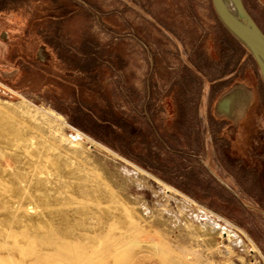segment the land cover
Masks as SVG:
<instances>
[{"label": "rangeland", "instance_id": "rangeland-1", "mask_svg": "<svg viewBox=\"0 0 264 264\" xmlns=\"http://www.w3.org/2000/svg\"><path fill=\"white\" fill-rule=\"evenodd\" d=\"M71 1L78 3L79 9L91 10L96 19L88 22L79 14L64 19L65 33L60 36L61 40L64 43L74 42L79 39L82 30L91 26L102 46L126 53L130 65L124 73L113 72L109 79L117 85L123 83L124 88H119L116 93L117 108L131 116L134 114L140 119V126L145 129L147 126L145 127L143 120H147V116L142 111L149 104L151 112L155 111L156 120L159 123L162 121L163 114L158 107L165 103L164 97L169 91L177 93L173 88L184 79L188 68L194 72L187 66L192 65L191 57L200 56L199 47L204 48L203 56L217 58L220 56L221 40H229L221 31L211 0H0V116L16 122L21 121L22 126L26 127V124L36 122V117L31 121L30 112L34 115L50 108L63 115L71 126L79 130L70 122L68 116L56 109L55 103L45 92L38 88L39 82L18 81L21 67L19 54L22 49L20 43L13 39L20 36L26 41L31 40L33 32L42 23L46 25L52 14H59L70 8ZM244 1L247 10L264 31V0ZM101 13L109 14V21L114 25L111 30L122 33L125 38L110 34V31L102 28L98 23ZM158 20L167 22L174 33L162 29ZM133 29L137 30L140 44L131 42L126 37L127 32ZM228 42L234 45L232 41ZM233 45L234 49H238L237 45ZM36 55L39 61L48 58V62L51 60V52L43 45L38 47ZM249 56L247 51L237 54L229 73L219 80V70L214 68L212 72L204 66V72L200 73L203 78L197 75L200 80L185 90L187 100L188 95H196L194 100L197 101L194 103L200 111L210 109L213 118L220 115L217 118L223 120L225 128L220 130L219 135L224 134L230 144L237 143L235 148L238 153L247 158L249 148L258 145L255 137L259 131L261 133L258 136L264 141V86L258 68ZM245 70L251 72V80L247 82L242 76ZM232 78H235L234 81L229 83L228 80ZM131 87L138 92V96H134L132 91L129 92ZM177 87L180 88L179 84ZM178 88L176 89L179 90ZM147 89L152 93L149 100L144 93ZM223 99L226 114L217 111L219 101ZM148 114L153 122L150 128L154 131V152L166 159V146L162 143L165 129L162 124L156 126L153 116L150 112ZM214 127L215 136L211 131L205 132V151L199 165L235 198V201H230L216 189L215 184L212 185L214 195L218 192L221 194L215 196L219 210L209 206L211 199L198 201L171 185L190 198L189 200L167 190L157 181L135 174L133 167L127 162L91 149V173L100 180H104V176L105 179L109 177L122 209L125 212L127 209L133 210L137 218L143 220L141 225L128 214L123 215L120 237L124 245L120 264H250L255 256L254 246L264 257V183L261 181L260 184L250 170L244 173L232 166L231 162L222 161L225 159L222 148L224 143L216 144L218 125L214 124ZM65 134L67 137H76L69 128L65 130ZM244 136H249V140H244ZM210 137L214 138L219 151L214 145L212 148L211 143L207 147ZM95 141L169 184L163 179L170 178L169 170H161L160 163L144 162L142 159L145 156L141 153L127 158L104 140ZM36 205L33 202L31 206L35 208ZM200 207L213 213L208 214L210 220L217 221L236 236L225 241L227 250H214L205 242L204 233L209 231V218L200 212ZM216 215L223 220L219 221ZM214 238L217 239L216 242L220 241L217 234L213 235ZM255 258L257 260L258 257Z\"/></svg>", "mask_w": 264, "mask_h": 264}, {"label": "bare ground", "instance_id": "bare-ground-1", "mask_svg": "<svg viewBox=\"0 0 264 264\" xmlns=\"http://www.w3.org/2000/svg\"><path fill=\"white\" fill-rule=\"evenodd\" d=\"M220 108H225V102ZM31 113V121L36 117V122L26 127L0 116V264H120L123 215L141 225L143 220L133 210L122 209L109 177L100 180L91 173L92 148L127 162L135 174L190 200L75 129L56 111L48 108ZM67 128L76 137H67ZM200 208L209 218L205 242L214 250H227L225 241L236 236L210 220L211 211ZM253 250L258 251L255 246Z\"/></svg>", "mask_w": 264, "mask_h": 264}, {"label": "trees", "instance_id": "trees-1", "mask_svg": "<svg viewBox=\"0 0 264 264\" xmlns=\"http://www.w3.org/2000/svg\"><path fill=\"white\" fill-rule=\"evenodd\" d=\"M71 2L70 8L62 10L59 14H52L46 25L42 23L33 32L31 40L26 41L20 36L13 37L15 42L18 41L20 43L22 49L19 54L21 67L18 81L39 82L38 88L43 90L50 100L55 103L56 109L68 116L70 122L76 128L93 139L104 140L127 158H130V155L141 153L145 156L142 159L144 162L152 163L156 161L160 163V169L169 170L170 175V178L163 177V179L192 198L198 201L211 199L209 206L219 210L216 206L217 200H215V196L221 194L218 192L217 195H214V190L211 188L215 184L217 190H220L226 198L233 201L235 198L230 196L212 175L201 168L197 169L193 164L187 165V163L180 160L178 155L168 154L166 159L169 160L166 161L168 162L166 164V159L161 158V154L154 152L153 129L150 127L145 129L138 126L136 119L126 118L115 110L112 102V91L104 85L103 51L98 49L95 37L90 35L87 30H84L79 39L74 42L64 43L61 40L60 36L65 33L64 19L73 18L77 14L83 16L88 22L95 18L91 10L79 9L77 8L79 6L78 3ZM98 23L101 24V19L98 20ZM158 23L162 28L174 33L167 22L158 20ZM219 26L221 31L227 35V39H229L225 42L221 40L220 56L217 58L203 56L204 48L200 46V56L190 58L192 66L199 73L204 72V66H207L212 72L214 68L219 70L220 76L217 78L218 80L229 73V69L236 60L237 54L247 51L234 40L220 22ZM228 41H232L234 45L232 43L229 44ZM40 45L47 47L51 52V60L48 64L37 60L36 54ZM232 45H237L238 49H234ZM233 50H235L234 54H232ZM114 57V53L109 54V59ZM115 58L113 65L121 68L120 60L118 57ZM249 59L253 61L256 67L251 56H249ZM194 76L193 72L188 68L184 79L174 86L173 90L177 93H171L177 106H187L188 103L192 102L191 97L188 100L186 99L185 90L191 84L194 85L200 80ZM242 76L245 82L251 80L249 78L251 77L249 70L243 71ZM234 79L232 78L228 82L232 83ZM178 84L180 88L177 87ZM209 117L212 122H216L211 114ZM260 133L261 131L255 137L258 140V145H252L248 150L249 158L235 152L232 153L230 151V141L224 136L220 135L219 139H215L216 143H224L222 146L225 155V159H222L224 163L227 160L231 162L232 166H236L237 169L244 173L250 170L255 179L259 180L261 184V181L264 183V180H262V177L264 179V172H262V169H264V151H262L264 141L262 137H259ZM225 166L227 165L225 164ZM227 168L229 167L227 166Z\"/></svg>", "mask_w": 264, "mask_h": 264}, {"label": "crops", "instance_id": "crops-1", "mask_svg": "<svg viewBox=\"0 0 264 264\" xmlns=\"http://www.w3.org/2000/svg\"><path fill=\"white\" fill-rule=\"evenodd\" d=\"M109 20H110L109 14L101 13V22H102L101 26H102V28L106 31H110L111 32L110 34L116 35L117 37L125 38V37H122L123 36V35H121L122 33H120V32L115 33L114 31L111 30V29H113L114 25ZM162 29H164V28H162ZM84 30H87L90 35L95 37L96 42L98 44V49L103 51L102 67L104 70V85L107 86L108 88H110V90L112 91V94H113L112 102H113V106H114L115 110L118 111L122 116H124L126 118L136 119L137 125L140 126L141 122H140V119L138 117L134 116V114H133V116H131L129 113H126L125 111L119 110L116 106V93H117V90L119 88L120 89L124 88V87H122L123 83H120L119 85H117L115 83H112L109 79L110 76L113 74V72H123L124 73L126 71V68L130 65L129 58L126 56V53H124V52L116 51L114 49H110L109 46H105V47L102 46L99 43L97 37L93 34L91 26L86 27ZM84 30H82V31H84ZM123 30H121V32H123ZM164 30H166V29H164ZM136 31L137 30H135V29L129 30V32H127L128 34L126 35V37L131 42H135V43L140 44L139 38H138V33ZM110 53H114L115 57H118V59L120 60V62L122 64L121 68H117L113 65V62L116 60V58L114 57L112 59H109ZM37 59H38V57H37ZM48 60H49V58H48ZM48 60L44 59V61L40 60V62H42L44 64H48L49 63ZM187 67H191L193 69V71H194L193 74L196 77H198L197 75L202 77V75L192 65L189 64ZM19 70H20V68H19ZM130 91L133 92L134 96H138V92H136V90H134L133 87L129 88V92ZM144 93L147 96V99L149 100L152 93L148 89ZM187 97L193 98L192 102L188 103L187 106H185V105L184 106H177L173 101V95H172L171 91H169L166 94V96L164 97L165 103H163L161 106L158 107V110H160V112H162V114H163L162 121L159 123L156 120L155 113H154L155 111L153 113L151 112L149 104L146 107L147 109L142 111L143 112L142 114L147 116V120L144 119L143 121L146 123L145 127L146 126L151 127L150 124L153 125V122L151 121L149 114H148L150 112V114L153 116V120H154V123L156 124V126H158V125L162 126L163 125V127L165 129V133H164V137H163L164 139H163L162 143L166 146L165 147V153H164V155L166 157L168 156V154L178 155L180 160L182 162L187 163V165L193 164V166L197 167V169L198 168L203 169V167L199 165V162L202 161L200 159L203 158L204 151H205V148H204L205 132L207 130L208 133H210V131H211L214 134V128H215L214 124H217L218 127L216 128V132L218 133V135H217V138H218V137H220V135H219L220 129L224 130L225 125L222 122L223 120L221 121L220 118H217V117H220V115L214 118L216 121L215 123L212 122L211 120H209V115L211 113L210 109L209 110L204 109L201 111L199 110L197 104L195 105V103H194L195 101H197V100H194V97H196V95L190 94ZM224 102H225L224 99L222 101H219L217 111L220 114H226L225 108L224 109L220 108V105ZM148 103H149V101H148ZM146 121H148V122H146ZM214 136H215V134H214ZM222 136H224V134ZM213 137L212 138L210 137V142L207 143V147H209L210 146L209 143H211L212 148H213V145L215 148L216 145H215ZM193 138H194V141H192ZM243 138H244V140H247V139L249 140L250 137L244 136ZM238 139L239 138H237V140ZM236 145H237V143H231L230 144V151L232 153L235 152V153L239 154L238 149L235 148ZM216 147L219 151V147L218 146H216ZM245 150H247V148ZM189 169H190V167H189ZM209 171L215 177H217L211 170H209ZM218 181H221V180L219 179Z\"/></svg>", "mask_w": 264, "mask_h": 264}, {"label": "water", "instance_id": "water-1", "mask_svg": "<svg viewBox=\"0 0 264 264\" xmlns=\"http://www.w3.org/2000/svg\"><path fill=\"white\" fill-rule=\"evenodd\" d=\"M211 3L223 28L255 61L264 86V31L251 16L243 0H211Z\"/></svg>", "mask_w": 264, "mask_h": 264}, {"label": "built area", "instance_id": "built-area-1", "mask_svg": "<svg viewBox=\"0 0 264 264\" xmlns=\"http://www.w3.org/2000/svg\"><path fill=\"white\" fill-rule=\"evenodd\" d=\"M144 47L146 48L145 45H144ZM254 253H255V256L258 257V258L256 260V258L254 256L253 261L250 264H260L261 262L264 263V257H262L260 250L259 251H254Z\"/></svg>", "mask_w": 264, "mask_h": 264}, {"label": "flooded vegetation", "instance_id": "flooded-vegetation-1", "mask_svg": "<svg viewBox=\"0 0 264 264\" xmlns=\"http://www.w3.org/2000/svg\"><path fill=\"white\" fill-rule=\"evenodd\" d=\"M258 1V0H257ZM243 2L245 3V1L243 0ZM262 5V4H261ZM245 7L247 8V5H246V3H245ZM262 7L264 8V5H262Z\"/></svg>", "mask_w": 264, "mask_h": 264}]
</instances>
